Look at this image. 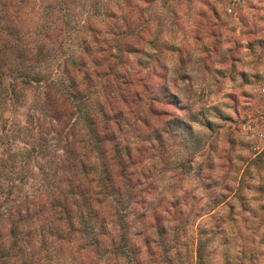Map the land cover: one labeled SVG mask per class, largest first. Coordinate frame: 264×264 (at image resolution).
Here are the masks:
<instances>
[{"label":"rangeland","instance_id":"1","mask_svg":"<svg viewBox=\"0 0 264 264\" xmlns=\"http://www.w3.org/2000/svg\"><path fill=\"white\" fill-rule=\"evenodd\" d=\"M0 264H264V0H0Z\"/></svg>","mask_w":264,"mask_h":264}]
</instances>
